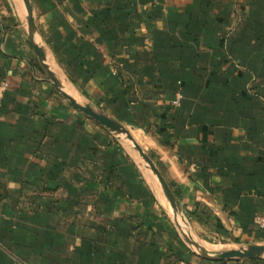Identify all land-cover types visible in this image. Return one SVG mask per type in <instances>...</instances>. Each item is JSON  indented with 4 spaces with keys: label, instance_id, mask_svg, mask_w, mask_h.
<instances>
[{
    "label": "crops",
    "instance_id": "0c3cea01",
    "mask_svg": "<svg viewBox=\"0 0 264 264\" xmlns=\"http://www.w3.org/2000/svg\"><path fill=\"white\" fill-rule=\"evenodd\" d=\"M30 2L56 76L130 132L202 250L264 254V0ZM24 15L0 0V264H264L200 256L128 139L50 83Z\"/></svg>",
    "mask_w": 264,
    "mask_h": 264
},
{
    "label": "water",
    "instance_id": "95a60500",
    "mask_svg": "<svg viewBox=\"0 0 264 264\" xmlns=\"http://www.w3.org/2000/svg\"><path fill=\"white\" fill-rule=\"evenodd\" d=\"M22 2L25 8L24 19L27 23L29 38H30L32 47L50 83L55 87L58 93L62 97H64L69 103H71L72 105L86 112L93 119L99 122L103 127L113 130L117 133H120L128 139V141L132 144L133 148L139 154L140 158L144 162L147 170L151 174V177L154 183H156L157 185H160L158 189L160 193L162 194L164 201L167 204L168 208L174 214L175 218L178 219L184 225V227L188 230L190 237L193 239L194 243L198 247L200 256L205 259H209L213 261H222V260H228V259H246V258L247 259L248 258L264 259V254L261 251L260 252H255V251L248 252V251L238 250V251H230L228 253H225L219 256H209L202 250V248L199 246L198 242L196 241L191 231V226H190L189 221L187 220L185 215L182 213V211L179 209V207L175 203L173 196L171 195L168 187L164 184L163 179L159 171L157 170L156 166L154 165L152 160L149 158V156L144 152L142 147L138 145V143L132 137L130 132L124 126L116 122L114 119L110 118L102 111L93 107L86 100L82 99L78 95L77 96L71 95L68 92L64 83L61 81V79H59L56 76V74L52 70V67L50 66L46 51L44 50L43 46L40 43L39 30L35 22L32 4L30 0H22Z\"/></svg>",
    "mask_w": 264,
    "mask_h": 264
},
{
    "label": "built area",
    "instance_id": "2783aa9c",
    "mask_svg": "<svg viewBox=\"0 0 264 264\" xmlns=\"http://www.w3.org/2000/svg\"><path fill=\"white\" fill-rule=\"evenodd\" d=\"M181 98H182L181 95H177L176 99L173 101L172 104L174 106H178ZM256 224L264 232V214H262L256 218Z\"/></svg>",
    "mask_w": 264,
    "mask_h": 264
},
{
    "label": "rangeland",
    "instance_id": "374dc122",
    "mask_svg": "<svg viewBox=\"0 0 264 264\" xmlns=\"http://www.w3.org/2000/svg\"><path fill=\"white\" fill-rule=\"evenodd\" d=\"M17 2H19V0H16Z\"/></svg>",
    "mask_w": 264,
    "mask_h": 264
}]
</instances>
